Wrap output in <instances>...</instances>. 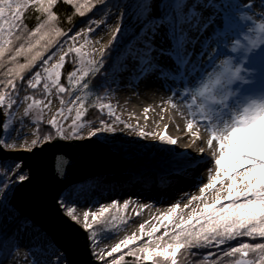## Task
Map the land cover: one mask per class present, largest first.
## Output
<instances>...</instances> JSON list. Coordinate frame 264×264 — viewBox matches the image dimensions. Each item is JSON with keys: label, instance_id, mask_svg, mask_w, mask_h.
<instances>
[{"label": "snow or ice", "instance_id": "obj_1", "mask_svg": "<svg viewBox=\"0 0 264 264\" xmlns=\"http://www.w3.org/2000/svg\"><path fill=\"white\" fill-rule=\"evenodd\" d=\"M60 2L72 6L79 17H85L105 0H95L94 3L92 0H0V109L8 110L11 116L13 107L20 103L19 93L22 89L37 90L42 86L45 95L55 90L61 107L48 124L55 130L57 139L80 140L84 138L80 134L84 124L78 123L85 112L83 97L75 95L74 99L69 100L64 97L73 89L91 88L88 77L102 70L120 28L112 33L108 45H102L93 53L85 52L83 49L95 31L92 25L98 21L89 19L86 28L75 32L72 28L65 31L57 27L53 22L58 19L55 6ZM175 2L173 0L169 5L166 0H162L154 7L153 0H141L137 18L142 21V25L134 33L127 48L117 57L113 68L117 74L130 73L135 80L147 79L152 75L171 80L177 77L194 79L200 75L206 54L208 63L214 64L222 55L221 41L231 45L223 51L232 54L235 63L224 60L216 71L209 74L210 79L215 78L213 91L205 89L199 93L203 97V103L198 106L199 114L208 121L205 130L208 133L207 146L212 153L210 158H206L202 155L205 148L199 149L200 158L205 159L207 165V182L201 183L199 195H191L183 207L180 202L171 204L147 230L148 222L141 223L139 235L133 232L125 236L110 250L95 251L100 239L94 226L106 218V214L115 220L117 217L110 209L121 213L129 206V200H124L122 205L114 200L100 206L98 211H85L83 230L89 252L100 264H178L180 256L185 257L187 264H226V261L227 264H264V41L248 43L238 35H229L240 27L239 21L251 22L252 27L259 21V30L264 33V0H256L255 6L254 0H248L247 3L242 0H194L191 5L183 0L188 11L182 8L179 12L175 9ZM253 9H259V14ZM29 10H34L38 17V23L32 29L25 26V15ZM157 10L161 11V15L153 14ZM188 12L197 13L198 19L202 21L199 25L202 29L215 24L216 19L220 21L219 31L213 29L217 46L208 53L209 42L203 45L195 61H192V53L188 51ZM71 19V14H68V20ZM161 30L168 36L172 47L158 52L154 39ZM80 40L83 43H79ZM238 51L240 56L237 59L235 54ZM161 54L171 58L179 72L161 64ZM89 55L98 56L99 59H86ZM69 57H73V64L78 67V71L67 70L65 85L61 82L62 71L66 70ZM20 58H23V62H20ZM237 64L241 67H236ZM203 70L207 72V69ZM237 82L257 85L258 95L239 96L232 88ZM230 97L236 99L235 105L231 107L228 103ZM23 99L31 101L24 111L25 116L35 107L43 105L48 108L51 104V99L45 103L27 94ZM75 105L79 106L75 108V117L71 119L70 131L66 132L61 121L70 118L73 111L71 106ZM211 105H218L219 108ZM101 108H107L108 115H112L110 105L104 104ZM143 111L147 114L150 109L145 107ZM145 119H148L147 115ZM117 122L123 123L118 116L111 123L101 118V126L89 130L88 138L115 132L114 125ZM194 122V119L188 121V130L193 128ZM10 123L5 118L3 128L8 129ZM124 128L131 129L143 139L152 135L137 132L129 124H124ZM47 139H51V136ZM159 140L167 145L177 144L176 139L164 133L159 135ZM35 144L37 141L33 140L32 145ZM0 146L11 148L13 145L0 140ZM28 150L31 151V148ZM116 150L124 151L118 146ZM24 167L23 163L14 162L0 170V221L17 225L16 231L7 239H0V264H8L9 260L11 264H65L58 250L44 259L34 258L35 253H44L51 245L31 221L21 216L14 204L16 186L30 183L32 179L31 172H26ZM57 176H63L60 166L57 167ZM56 204L62 210H67L66 215L73 223H80L63 194L59 195ZM185 210H188L186 218ZM121 223L126 224L127 221L122 219ZM119 227L117 225L116 230ZM161 228L164 229L163 234L154 237ZM20 233L31 236L32 246L23 255H20L21 245L17 240ZM144 236L148 238L147 241H142ZM239 238H251L257 242H238L235 246L230 243ZM138 242L141 243L137 247ZM204 249L209 251H201ZM256 252L260 254L258 262L248 258L250 253Z\"/></svg>", "mask_w": 264, "mask_h": 264}, {"label": "bare ground", "instance_id": "obj_2", "mask_svg": "<svg viewBox=\"0 0 264 264\" xmlns=\"http://www.w3.org/2000/svg\"><path fill=\"white\" fill-rule=\"evenodd\" d=\"M242 2L247 3L248 0H242ZM182 4H184L183 0H178L175 3L177 12L184 8ZM189 5L191 4L189 3ZM186 11H188L187 8ZM253 11L259 14V11ZM188 13L192 14V22L187 25L188 51L192 53V61H195L202 51L203 45L209 42L208 53H211L213 48L217 46L216 34L213 29L218 26L219 19H216L215 24H210L206 29H202L199 27L202 21L198 19L197 13ZM239 24L240 27L234 33H229L230 36L239 35L241 40L243 39L244 42L248 43L264 41V33H261L258 27L259 21L255 22L254 27H252L251 22L239 21ZM128 42L130 41L128 40ZM154 44L158 52L172 47L168 36L163 30L155 36ZM229 45L221 41L220 49L222 54L225 52L223 49L225 47L228 48ZM177 51L179 50L177 49ZM230 55L232 59L230 58L229 61H233V56L232 54ZM237 56H240L239 51L235 54L236 58ZM181 58H183V55ZM224 60H228L227 55H221L214 64H209L206 54L202 62L200 75L194 79L191 77L188 79L177 77L175 80H171L161 79L156 75H152L147 79L135 80L130 73H124L114 78L113 88L108 93L105 104L110 105L113 109L112 115L108 116L110 123L116 116L123 123L117 122L115 124L119 125L121 129L116 127L115 132L104 133L103 141L114 144L117 139H127V133H133L134 136L132 137L138 143L150 142L158 147L159 143H162L159 140V135L164 133L176 139L177 144L164 145L160 148L164 151L167 148H172L174 151L181 152L186 156L185 163L178 167L129 166L124 171L99 177L98 180L101 186L104 183L110 188L119 190L120 193L104 197V200L97 204L98 206L110 204L114 200L121 204H123L124 200H129L128 212L125 216L127 221L125 235H131L133 232L139 235V225L145 222H148L146 223L147 230L156 218L161 216L173 203L180 202L181 207H183V204L187 203L191 195H199L201 183L207 182V165L205 159L200 158L199 149L201 147L205 148V153L202 154L204 157L210 158L212 156L211 150L207 146L208 133L205 130V125L208 124V121L199 114L198 106L201 103L194 97L198 93L205 91V89L208 92L213 91L215 78L210 79L209 74L216 71ZM160 63L179 72L175 62L166 55L161 54ZM203 69H207V72ZM153 81H158L160 84H153ZM232 88L241 97L258 95L257 85H246L237 82L232 85ZM169 98H172L171 102ZM228 103L230 107L234 106L236 103L235 97H230ZM145 107L150 109L147 114L143 111ZM211 107L219 108L218 105H211ZM104 111L108 114L107 108H104ZM192 113H196V115L193 116ZM101 115L104 120H107L103 113ZM145 115L148 116L147 120ZM190 119H194L195 122L193 128L188 130L187 123ZM124 124L132 125L137 132L143 131L152 134L147 138L149 141H144L131 129H125ZM166 125L168 126L167 131H165ZM5 162L6 160H3V163ZM140 171L142 174H137ZM140 205H145L146 207H140ZM85 211V209L76 210L75 215L83 217ZM187 211L185 210V214ZM7 223L8 221H4L5 225ZM14 224H10L9 227ZM111 239L117 241L119 236L114 234ZM96 251L99 252V249H96Z\"/></svg>", "mask_w": 264, "mask_h": 264}, {"label": "rangeland", "instance_id": "obj_3", "mask_svg": "<svg viewBox=\"0 0 264 264\" xmlns=\"http://www.w3.org/2000/svg\"><path fill=\"white\" fill-rule=\"evenodd\" d=\"M177 1L178 0H176V2ZM191 1L194 2V0H187V4L188 5L189 3L192 4ZM254 1L256 2V0ZM161 2L162 0H153V6L156 7ZM166 2L167 4L171 5L173 0H166ZM140 3L141 0H110L108 3H105L101 7L90 12V15H88L85 19H83L73 30V32H75L86 28L88 26L87 21L89 19H94L98 21L97 24L92 25V27L95 30L94 34L91 35L89 39V43L85 45L83 51L88 53H93V50H98L102 45H108L109 41L112 39V33L117 31V28L119 27L120 31L117 32V39L113 42V44L111 45V50L108 52L109 56H113L112 59L114 64L116 62L117 57L127 48L128 44L133 39L134 33L138 32L139 28L142 25V21L137 18L138 8ZM182 5L184 7L183 9L186 11L185 4ZM253 10L259 11V9H253ZM153 14L157 16L161 15V11L157 10ZM191 16L192 14L188 13V17L190 19L189 23L192 22ZM219 24L220 21L218 20V26L216 27V31H219ZM125 38H128L130 42L125 43L126 45L124 46L122 52L120 51L116 52V49L119 47L118 42L120 40L122 41V39ZM79 43H83V40H80ZM242 46L243 44H241V47ZM230 47L231 45L228 46V48ZM222 55H227L228 60L231 58L229 52H224V54ZM93 58L99 59L98 56H93V55H89L88 57H86V59H93ZM238 58L239 56H237V59ZM105 61L107 62L106 59ZM232 62L235 63L234 60ZM113 64L111 69L109 70L107 69L106 71L100 70L98 73L93 72L91 76L88 77V81L90 82L91 85V88L89 90H84L82 88L73 89L68 95L64 97V99L65 100L74 99L75 95H79L83 97V101H84L89 97L90 93H92L91 89L92 87H94L93 85L102 82L101 83L102 88L99 92V94L100 93L101 94L99 95V99H98L99 104H98L97 112L98 115H101L103 113L107 117V120L105 121L110 123V120L108 119L109 115L104 111V108H101V105L105 104L106 97L113 88L114 78L124 74V73L123 74L115 73ZM79 67H87V65H80ZM65 69L66 70L62 71L61 82L67 85V70L75 69L78 71V67L74 66L73 64V57H69L65 65ZM99 74L100 76H98ZM28 75H30V73ZM154 83L160 84V82L158 81H153V84ZM23 97L19 98L20 103L15 105L11 110L12 112L11 116L8 115V110H1L2 115L4 116L3 122L5 121V118L11 121L8 129L3 128V122H2V134L0 137V140H4L8 144L13 145L11 148L8 149H14V148L29 149L32 148L33 146H38L45 141H51L57 135L55 133V130L52 129L51 126L48 124V121L51 120L53 116L57 114L59 108L61 107L59 98L55 94V90H51L44 98H38L43 100L45 103H47L48 100L51 99V104L49 105L48 108H44L43 105H40L39 107H35L29 110V114L27 116L24 115V111L27 108V104L31 103V101H25ZM194 98L198 99V101L201 104L203 103V97H201L199 93ZM78 106L79 105L71 106L73 107V111L70 114V118L68 120L61 121V124L66 132L70 131L71 119L75 117V108ZM99 121L100 119L93 123H87L85 120L81 119V121L78 122L84 124V128L80 131V134L84 137L83 139L88 138L89 130H95L96 128L101 126ZM114 126L118 127V129H121L119 125H114ZM49 136H51V139H47V137ZM127 136H128L127 139L129 140L120 138L117 139L114 144H110L103 141L104 133L98 135L97 137H92V138L105 144L107 148L113 153H117V154L122 153L123 155H127V158L121 157V154L119 155L121 158L125 159V169H127V167L129 166H141V167L169 166V168H172L174 166L175 167L181 166L186 161L185 154L174 151L172 148L170 149L167 148V150L165 149V151L162 148H160L161 146L167 145L166 142L159 143L160 145L156 147L153 145V143L150 142L148 143L143 142L141 144L138 143V141L133 139L134 138L132 137L134 136L133 133H127ZM33 140H36L37 144L32 145ZM63 140H73V139H63ZM144 141H149V140L144 139ZM116 146L122 148L124 151L123 152L117 151ZM109 174H114V172L95 174L91 177L84 179V181L69 186L67 189H65L62 192L64 198H66L65 200L66 203L68 204V207H71L73 209L74 214L76 210H81V209L82 210L85 209L86 211H98L100 206H98L97 204L99 202H102V200H104L103 199L104 197H107L108 195L111 196L116 193H120V191L117 189L110 188L104 183L101 186V183H99L100 181L98 179L100 176L109 175ZM137 174L140 175L142 174V172L140 171ZM118 205H122V204L118 202ZM66 211H67L66 209L62 210V212L65 215H66ZM110 212L113 213V215H116L117 218L115 220H113L111 216H107L106 214V218H102L100 223L94 226L95 231L98 233L100 239L99 246L96 248L99 249V252L101 250H110V247L112 245H114L120 239L127 236L125 235L127 224H122L121 220L122 219L125 220V216L128 212V207L121 213H117L116 209H110ZM186 214H185V218H186ZM77 217L80 221L78 225L83 229V217L80 216ZM156 222L157 220L154 221V223ZM10 224H12V222L11 223L8 222L5 225L4 221H0V234H3V239H7V237H9L17 229L16 223L13 226L9 227ZM117 225L120 226L118 230H116ZM34 228L39 230L36 226H34ZM163 231L164 229L161 228L156 234H154V237L162 235ZM39 232L44 235L46 241L50 242L51 247H49L48 250L44 253H35L34 258L44 259L46 256L51 255L53 251H56V248L51 243L50 239L41 230H39ZM114 234H117L119 236V239L117 241H114L115 239H111ZM147 239L148 238L146 236L142 237V241H147ZM17 240L18 243L21 245L20 255H23L25 253V250L30 249L32 246L31 236L30 234L20 233L17 236ZM140 243L141 242L137 243V247L140 246ZM59 254L62 255L61 252H59ZM116 255L117 254H114V256ZM8 264H11L10 260L8 261Z\"/></svg>", "mask_w": 264, "mask_h": 264}, {"label": "water", "instance_id": "obj_4", "mask_svg": "<svg viewBox=\"0 0 264 264\" xmlns=\"http://www.w3.org/2000/svg\"><path fill=\"white\" fill-rule=\"evenodd\" d=\"M0 109V137L3 115ZM15 160L31 172V182L17 185L14 204L23 218L41 230L62 253L66 264H100L89 252L84 230L56 204L69 186L95 174L125 170V159L94 138L63 140L56 137L28 149L0 146V162ZM63 176H57V167ZM146 264V262H141Z\"/></svg>", "mask_w": 264, "mask_h": 264}, {"label": "trees", "instance_id": "obj_5", "mask_svg": "<svg viewBox=\"0 0 264 264\" xmlns=\"http://www.w3.org/2000/svg\"><path fill=\"white\" fill-rule=\"evenodd\" d=\"M110 0H105V3H108ZM92 2L94 3L95 0H92ZM103 4H99L95 7L94 10H96L97 8L101 7ZM93 10V11H94ZM55 11L59 14L58 15V19L57 21L53 22L55 26L62 28L63 30H68L69 28H72L73 30L75 29V27L83 20L85 19L88 15H90V13H87L85 17H79V15L77 13H75L73 11L72 6H69L67 4H64L63 2L58 3L55 6ZM68 14H71L72 19L71 21L68 20ZM38 23V17L35 13L34 10H29L26 15H25V26L27 29H32L36 26V24ZM128 38L122 39V41L120 40L119 43V47L116 49V52L123 51L124 46L126 45L125 43L128 42ZM18 43V42H17ZM113 56H109L107 55V57L105 58L107 60V62L105 61L104 66L102 67V70H109L112 68V64H113ZM20 62H23V58H20ZM105 74V73H104ZM103 75V74H102ZM100 76V74L98 75ZM88 83L90 84V82L88 81ZM102 82L94 84L92 87V93H90L89 97L87 99H85L83 101L84 105H85V112H84V116L82 117V120H85L87 123H93L95 121H98L99 119L103 118L102 115H98L97 109H98V104H99V92L102 88ZM104 93V92H103ZM25 94L33 96L34 98L38 99V98H44L46 95L43 93V89L42 86L37 89V90H28V89H22L21 92L19 93V98L23 97ZM103 95V94H102ZM121 157L123 158H127V155H123L122 153ZM118 153V155H120ZM126 156V157H125ZM0 239H3V234H0ZM238 242H257L252 240L251 238H239L238 241H232L230 242L233 246H235ZM196 251V250H194ZM204 252H207L209 250L204 249L201 250ZM222 258V257H220ZM238 258V257H237ZM249 259H252L254 261L259 260L260 258V254L258 252L256 253H250L249 254ZM229 259H233V258H229ZM178 264H187V261L185 260L184 256H180L179 257V262ZM227 264V261H226Z\"/></svg>", "mask_w": 264, "mask_h": 264}, {"label": "built area", "instance_id": "obj_6", "mask_svg": "<svg viewBox=\"0 0 264 264\" xmlns=\"http://www.w3.org/2000/svg\"><path fill=\"white\" fill-rule=\"evenodd\" d=\"M4 148H5V147H4ZM5 149H8V148H5ZM14 162H15V163H19V162H17V161H13V160H6L5 163H3V161H1V162H0V170L6 168L7 166H9V165H11V164H13ZM9 175H11V173H9Z\"/></svg>", "mask_w": 264, "mask_h": 264}, {"label": "clouds", "instance_id": "obj_7", "mask_svg": "<svg viewBox=\"0 0 264 264\" xmlns=\"http://www.w3.org/2000/svg\"><path fill=\"white\" fill-rule=\"evenodd\" d=\"M222 63V62H221ZM236 67H241V65L237 64Z\"/></svg>", "mask_w": 264, "mask_h": 264}]
</instances>
